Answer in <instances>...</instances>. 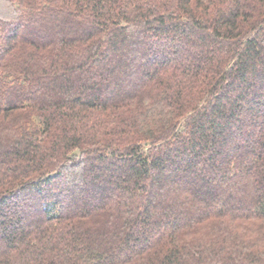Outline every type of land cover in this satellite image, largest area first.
Returning a JSON list of instances; mask_svg holds the SVG:
<instances>
[{
    "label": "trees",
    "instance_id": "trees-1",
    "mask_svg": "<svg viewBox=\"0 0 264 264\" xmlns=\"http://www.w3.org/2000/svg\"><path fill=\"white\" fill-rule=\"evenodd\" d=\"M0 3V264H264V0Z\"/></svg>",
    "mask_w": 264,
    "mask_h": 264
},
{
    "label": "rangeland",
    "instance_id": "rangeland-1",
    "mask_svg": "<svg viewBox=\"0 0 264 264\" xmlns=\"http://www.w3.org/2000/svg\"><path fill=\"white\" fill-rule=\"evenodd\" d=\"M8 6L5 7V5L3 6V4L0 3V12H5L7 11Z\"/></svg>",
    "mask_w": 264,
    "mask_h": 264
}]
</instances>
